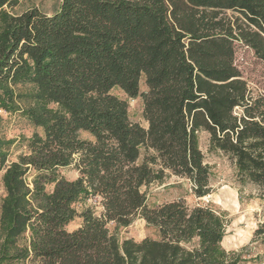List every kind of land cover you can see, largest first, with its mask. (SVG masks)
Here are the masks:
<instances>
[{
    "label": "trees",
    "instance_id": "16d2710c",
    "mask_svg": "<svg viewBox=\"0 0 264 264\" xmlns=\"http://www.w3.org/2000/svg\"><path fill=\"white\" fill-rule=\"evenodd\" d=\"M20 1L0 0V126L6 112L42 132L8 165L17 140L0 137V264H239L223 247L224 212L151 207L146 190L175 175L209 195L206 131L264 200V96L235 64L238 44L264 61V0H61L52 15L12 13ZM116 87L143 99L147 128ZM71 165L75 180L61 173ZM92 198L99 215L76 208ZM137 217L160 239L120 243L108 228ZM255 235L264 241V222Z\"/></svg>",
    "mask_w": 264,
    "mask_h": 264
},
{
    "label": "rangeland",
    "instance_id": "374dc122",
    "mask_svg": "<svg viewBox=\"0 0 264 264\" xmlns=\"http://www.w3.org/2000/svg\"><path fill=\"white\" fill-rule=\"evenodd\" d=\"M61 0H21L19 5L11 12L21 14L32 8H38L41 12L52 15L58 10ZM231 13V12H230ZM235 64L242 73L243 79L249 86L253 96H264V61L258 58L254 51L238 44L235 53ZM140 91L147 92L145 77L140 81ZM111 93L127 101L130 118L133 122L148 127L144 118V103L141 97L130 98L119 87L112 89ZM237 111L240 112L238 109ZM4 122L0 126V137L15 139L17 143L11 148L6 164L18 160V156L26 149L20 145L22 137H31L40 129L34 128L20 114H8L2 112ZM82 138H89L87 133L81 134ZM199 136V146L204 154L205 163L210 167V183L212 191L205 197H196L192 184L187 178L169 175L161 183L152 184L147 190L148 204L157 207L162 204L183 200L190 207L198 205L209 206L217 212H224L227 218L226 235L223 240V247L231 254L239 258V264H264V241L255 235L258 226L264 222V200L260 191L253 185L241 186L237 181L236 168L232 161L223 152L210 150V134L201 131ZM146 151L142 150V158ZM142 161V159H141ZM5 170L0 172V215L1 203L6 195L2 177ZM62 175L69 180L79 177V172L74 165L61 169ZM51 189V188H50ZM91 206L99 215L102 211L100 199H89L81 201L76 208L81 211L83 208ZM82 220L77 218L68 229L70 231L78 228ZM110 232L115 235L119 242L133 238L142 241L146 238L160 239L158 230L147 224V222L137 217L127 227L117 226L116 223H109ZM2 234L0 231V243Z\"/></svg>",
    "mask_w": 264,
    "mask_h": 264
}]
</instances>
